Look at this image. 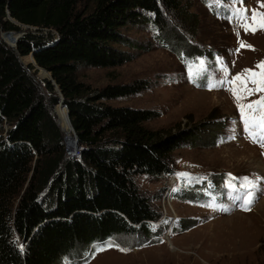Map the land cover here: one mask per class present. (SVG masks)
<instances>
[{
	"label": "trees",
	"instance_id": "16d2710c",
	"mask_svg": "<svg viewBox=\"0 0 264 264\" xmlns=\"http://www.w3.org/2000/svg\"><path fill=\"white\" fill-rule=\"evenodd\" d=\"M80 2L0 0V32L36 28L16 45L0 35V264H86L93 245L112 239L130 238V247L159 241L163 212L135 177L173 175L178 148L221 139L222 126L213 120L163 132L146 125L159 111L108 103L142 91L146 80L94 88L78 77L80 67L120 66L143 50L126 35L129 25L151 24L161 47L176 54L214 59L220 52L198 50L199 18L189 0H94L86 10L78 9ZM32 53L62 92L84 147L80 158L67 152L66 135L74 141L68 119L67 133L58 121L67 111L53 113L61 102L56 85L46 79L43 90L21 60ZM190 191L180 196L224 202ZM196 224L178 221L184 229Z\"/></svg>",
	"mask_w": 264,
	"mask_h": 264
},
{
	"label": "rangeland",
	"instance_id": "374dc122",
	"mask_svg": "<svg viewBox=\"0 0 264 264\" xmlns=\"http://www.w3.org/2000/svg\"><path fill=\"white\" fill-rule=\"evenodd\" d=\"M93 2L81 0L78 9L86 10ZM227 2L231 3V0ZM189 3L199 18V48L203 46L220 52L214 59L176 54L161 47L157 37L159 33L151 24L129 25L124 28L126 35L141 43L143 50H133L136 53L134 59L120 66L80 67L78 77L94 88L146 80L148 85L142 91L118 96L108 103L159 111L160 115L146 125L163 132L213 120L222 126L221 139L214 146L183 145L178 148L173 155V175L153 177L142 174L135 177L139 189L163 212L164 233L159 241L149 240L141 246L130 247V238L123 237L117 240L119 248L94 251V256L86 264H264V206H259L264 200V148L247 138L236 102L226 90V85L212 90L200 85L208 75L209 78L215 77L213 83L223 77L217 57L227 65L229 79L245 68H255L258 61L264 60V29L255 33L245 32L243 28L236 27L235 20L229 21L227 16L217 15L215 10L219 7L210 8L205 0H189ZM259 3L260 0H243L242 6L249 10L247 14L250 17L251 9L258 8ZM260 10L264 11V8ZM29 29L36 30L35 27L21 25V31L13 34L1 31L0 35L13 45L9 37L22 36ZM237 31L239 39L252 45L254 50L241 48L239 52L235 51L239 46ZM199 58L207 62V72L194 78L195 73L201 72L195 63ZM21 60L44 90L45 80L51 77V73L39 67L32 55L23 56ZM188 65H191V78ZM249 86L252 87L251 84ZM259 95L246 97L244 102L258 99ZM57 116L58 120L63 119L66 133L69 132L70 127L62 111ZM68 145L67 148L72 149L75 142L68 140ZM182 173L189 175L181 176ZM228 173L237 178H262L258 183L259 190H253L250 211L237 208L228 199L225 186ZM242 182L234 181L237 185L235 194L241 196L250 190L240 189ZM170 189L172 194L169 198L167 190ZM189 190L196 197L200 190L218 196L223 199L225 207L220 210L208 202L186 200L180 196V192ZM189 218L197 220L194 227L184 229L178 226L179 220ZM120 248L129 251H120Z\"/></svg>",
	"mask_w": 264,
	"mask_h": 264
},
{
	"label": "snow or ice",
	"instance_id": "6c2138e0",
	"mask_svg": "<svg viewBox=\"0 0 264 264\" xmlns=\"http://www.w3.org/2000/svg\"><path fill=\"white\" fill-rule=\"evenodd\" d=\"M206 3L210 8L222 7L230 9L231 14L228 15L226 19L229 21L235 20L236 27L243 28L245 32L255 33L259 29H264V11L260 10L261 8H264V0H260L258 8L251 9L250 17L247 14L249 10L242 6L243 0H231V3H228L227 0H214V3L213 0H206ZM237 4L241 6L237 7ZM217 15H219L218 12ZM237 37L239 46L235 49L236 52H239L241 48L254 50L252 45L239 39V31H237ZM216 62L221 65V70L224 75L221 79L215 80V83L212 82L215 77L210 76L207 87L209 90H212L215 87L227 86L226 90L231 93L236 102L237 111L239 112L240 120L243 123L244 132L253 143L259 144L261 148H264V60L258 61L255 68H245L241 72L236 73L234 76H231V79H229L230 73L227 65L223 62V59L217 57ZM195 63L198 64L201 73L207 72V62L203 58H199ZM188 67L191 78V65H188ZM250 84L252 87L249 86ZM257 93L261 94L258 99L251 100L247 103L244 102L246 97L253 96ZM231 138L234 139L235 137L232 136ZM180 175L188 176L189 174L182 173ZM227 177L228 180L225 185L227 188L237 191V185L234 181L241 180L243 182L240 184V189H250L243 196H234V200L241 201L240 207L245 211H250V206L254 200L253 190H259L258 183L262 178L257 177L252 179L247 176L237 178L232 176L231 173H228ZM20 247L23 249V245ZM111 247L119 248V245L111 241L93 245L95 252H101ZM119 250L129 251V249L124 248H120Z\"/></svg>",
	"mask_w": 264,
	"mask_h": 264
},
{
	"label": "water",
	"instance_id": "95a60500",
	"mask_svg": "<svg viewBox=\"0 0 264 264\" xmlns=\"http://www.w3.org/2000/svg\"><path fill=\"white\" fill-rule=\"evenodd\" d=\"M17 23V22H16ZM17 24H19V23H17ZM28 27V26H27ZM7 33H16V32H14V31H12V32H7ZM19 37H21V35H17L16 34V36H10L9 38H10V40L14 43L13 45H16L17 44V42H18V39H19ZM32 56H33V53H32ZM50 81H53V83L56 85V89L59 91V94H60V96H61V102H60V104H58L57 105V108H60V109H65L66 111H67V119H68V121H69V123H70V125H71V129H72V131H73V133H74V141H75V145L76 144H78V135H77V133H76V131H75V128H74V126H73V124H72V122H71V120H70V112H69V109H68V107L63 103V95H62V92L60 91V89H59V87H58V85L56 84V82L53 80V78H52V74H51V77L50 78H48ZM57 108H55V111H53V113L54 112H56L57 111ZM57 113V112H56ZM59 121V120H58ZM60 122V121H59ZM68 140H70L69 138H68V136L66 135V144H67V146L69 147V145H68Z\"/></svg>",
	"mask_w": 264,
	"mask_h": 264
},
{
	"label": "built area",
	"instance_id": "2783aa9c",
	"mask_svg": "<svg viewBox=\"0 0 264 264\" xmlns=\"http://www.w3.org/2000/svg\"><path fill=\"white\" fill-rule=\"evenodd\" d=\"M83 149H84V147L82 145L76 144L72 149H70V148L68 149L67 148V152H68V155L70 157H78V158H80L81 155H82ZM171 194H172V189L167 190V196L169 198H170ZM153 223H158V222H153ZM111 242H116V240L115 239H112ZM101 244H103V243H101Z\"/></svg>",
	"mask_w": 264,
	"mask_h": 264
},
{
	"label": "bare ground",
	"instance_id": "6f19581e",
	"mask_svg": "<svg viewBox=\"0 0 264 264\" xmlns=\"http://www.w3.org/2000/svg\"><path fill=\"white\" fill-rule=\"evenodd\" d=\"M15 35V34H14ZM16 36V35H15ZM61 124V123H60ZM62 127V126H61ZM62 129H63V127H62ZM63 131H64V129H63ZM65 132V131H64ZM176 182V179H174V181H173V183H175ZM259 206H264V200L259 204ZM258 207V206H257Z\"/></svg>",
	"mask_w": 264,
	"mask_h": 264
}]
</instances>
